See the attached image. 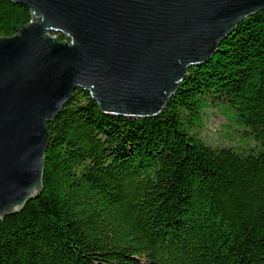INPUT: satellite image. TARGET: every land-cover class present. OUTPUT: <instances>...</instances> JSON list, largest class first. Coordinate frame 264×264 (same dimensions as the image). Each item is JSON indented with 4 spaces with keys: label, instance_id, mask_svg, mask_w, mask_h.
Masks as SVG:
<instances>
[{
    "label": "trees",
    "instance_id": "obj_1",
    "mask_svg": "<svg viewBox=\"0 0 264 264\" xmlns=\"http://www.w3.org/2000/svg\"><path fill=\"white\" fill-rule=\"evenodd\" d=\"M31 20L0 0V37ZM214 107L239 138L207 140ZM47 127L43 191L0 220V264H264V11L158 116L105 115L78 88Z\"/></svg>",
    "mask_w": 264,
    "mask_h": 264
},
{
    "label": "water",
    "instance_id": "obj_2",
    "mask_svg": "<svg viewBox=\"0 0 264 264\" xmlns=\"http://www.w3.org/2000/svg\"><path fill=\"white\" fill-rule=\"evenodd\" d=\"M13 1L32 20L0 37V220L43 191L47 123L78 88L105 115L158 116L191 67L264 11V0Z\"/></svg>",
    "mask_w": 264,
    "mask_h": 264
},
{
    "label": "rangeland",
    "instance_id": "obj_3",
    "mask_svg": "<svg viewBox=\"0 0 264 264\" xmlns=\"http://www.w3.org/2000/svg\"><path fill=\"white\" fill-rule=\"evenodd\" d=\"M242 131L237 130L231 120L216 107L209 110L206 117V126L203 135L210 143L224 145L239 138Z\"/></svg>",
    "mask_w": 264,
    "mask_h": 264
},
{
    "label": "built area",
    "instance_id": "obj_4",
    "mask_svg": "<svg viewBox=\"0 0 264 264\" xmlns=\"http://www.w3.org/2000/svg\"><path fill=\"white\" fill-rule=\"evenodd\" d=\"M58 35V34H57Z\"/></svg>",
    "mask_w": 264,
    "mask_h": 264
},
{
    "label": "clouds",
    "instance_id": "obj_5",
    "mask_svg": "<svg viewBox=\"0 0 264 264\" xmlns=\"http://www.w3.org/2000/svg\"><path fill=\"white\" fill-rule=\"evenodd\" d=\"M64 40V39H63Z\"/></svg>",
    "mask_w": 264,
    "mask_h": 264
}]
</instances>
